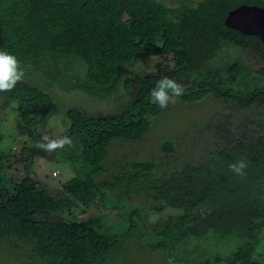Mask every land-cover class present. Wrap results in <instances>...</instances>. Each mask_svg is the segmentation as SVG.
Wrapping results in <instances>:
<instances>
[{
  "label": "trees",
  "instance_id": "1",
  "mask_svg": "<svg viewBox=\"0 0 264 264\" xmlns=\"http://www.w3.org/2000/svg\"><path fill=\"white\" fill-rule=\"evenodd\" d=\"M165 1L0 0V78L9 82L0 87V108L16 103L19 127L29 130L26 134L35 142L33 154L41 145L38 128L56 107L49 90L107 100L121 86L131 87L125 79L131 75L129 67L143 58L171 55L179 74L203 76L225 44H232L241 51L238 59L255 54L261 66L249 68L237 59L229 77L238 80L242 65L264 78L261 40L225 25L230 11L243 4L264 7V0ZM211 78L207 74L187 89L176 83L166 90L160 78L147 74L127 112L87 117L78 109L68 110L70 124L63 138L81 147L70 163L78 160L83 167L62 189L78 204V216L96 201L104 204L109 193L120 224L137 213L168 211L169 216L146 229L151 232L149 250L162 252L171 264H264L256 259L264 228V133L212 151L200 164L183 162L179 169L174 168L179 146L173 141L161 145L164 158L159 162L127 163L123 158L114 164V176L105 167L112 142L140 141L167 104L211 95L227 102L228 112L264 107V87L235 95ZM3 139L0 134V144ZM1 149L0 242L28 246L32 259L44 264H110L107 254L118 243L116 234L89 222L60 220L63 207L45 187L29 176L5 175L7 152ZM20 163L28 170L31 160ZM95 174L108 178L98 181ZM136 196L146 197L148 206H132ZM38 214L44 217L36 219ZM209 240L217 249L227 244L224 240L240 244L224 255L192 250L195 243Z\"/></svg>",
  "mask_w": 264,
  "mask_h": 264
},
{
  "label": "rangeland",
  "instance_id": "2",
  "mask_svg": "<svg viewBox=\"0 0 264 264\" xmlns=\"http://www.w3.org/2000/svg\"><path fill=\"white\" fill-rule=\"evenodd\" d=\"M179 1L182 2V0ZM200 1L202 0H194L195 3ZM165 2L168 4L167 0ZM240 53L239 48L232 44H225L218 57L210 62L203 76L199 72L179 74V69L175 67L171 55L160 58H143L129 67L131 75L125 79L130 81L131 87L126 89L121 86L118 92L103 101L90 99L78 91L67 94L49 90L48 93L52 96L56 107L42 128H38V132L42 133V138H38L41 145L38 146L35 154L31 152L35 142L26 134L29 130L19 127V112L16 103L12 102L5 108H0V134L4 138L0 144L2 146L0 147V156L2 155L1 148L7 154L11 148V156L5 154L3 158L6 168L5 175L8 178L29 176L45 187L63 207L60 220L78 223L89 222L94 227L99 226L102 232H111L114 236L116 234L115 238L118 243L107 254L110 264H171L162 252L149 250L147 245L151 242V232H147L146 229L148 227L150 229L153 227L152 225L169 216L168 211L137 213L130 220L124 217V221L120 224L121 215L112 210L115 202L111 198L113 194L109 193L104 204L96 201L86 209L81 208L82 212L79 216L75 213L78 204L66 195L62 184L74 178L77 170L82 169L83 166L78 160L74 162L75 165L70 163L71 155L78 159L77 155L80 154L81 147L78 149L72 141H66V136L63 138L70 124L66 113L70 109H78L87 117H110L127 112L137 95L139 82L147 74L160 78V82L166 90H170L176 83L179 86L184 85L182 88L187 89L193 82L208 74V76H212L211 82L213 80L220 81L222 90L230 91L235 95H250L258 87H264V78L260 74L255 75L248 69H244L242 65L238 66V80L229 77L232 65L235 66V70L237 69L236 60ZM238 62L246 64L249 68L261 66L259 60L255 58V54L245 53L238 59ZM3 83L9 84L7 80L0 78V87L3 86ZM216 86L218 87V85ZM165 100L166 103L169 101L167 98ZM0 101L3 100L0 99ZM228 107L227 102L216 100L211 95L192 103L178 101L167 104L163 111L153 118L149 131L140 141L112 142L105 167L114 176L117 173L114 164L123 158L127 159V163L148 162L153 159L159 162L160 158H164L161 145L167 141H173L176 149L179 146L174 159L176 163L174 168L179 169L183 162L193 165L200 164L212 151L228 149L239 142H248L256 137L257 131H260L259 134L264 133V107L254 105L245 111L236 113L228 112ZM34 129L32 127L31 131ZM26 159L31 160L28 170H25V165L20 163ZM123 164L125 163L122 162L120 166H124ZM94 176L98 181L108 178L99 174ZM131 203H133L132 206L146 207L149 201L144 196H136L135 201H131ZM116 209L117 207H115ZM35 217L40 219L44 215L38 214ZM134 222L136 225L133 226ZM261 239V244L257 249V255L260 258L256 255V259L259 262H264V228L261 231ZM223 242L227 244L222 245L221 249L215 248V242L209 240L195 243L196 247L192 250L205 249L211 253L222 252L224 255L235 251L240 244L236 240H224ZM29 251V247H24L22 244L17 247L0 242V264H44L36 258L33 260Z\"/></svg>",
  "mask_w": 264,
  "mask_h": 264
},
{
  "label": "water",
  "instance_id": "3",
  "mask_svg": "<svg viewBox=\"0 0 264 264\" xmlns=\"http://www.w3.org/2000/svg\"><path fill=\"white\" fill-rule=\"evenodd\" d=\"M225 25L242 34L258 37L264 45V7L243 4L228 13Z\"/></svg>",
  "mask_w": 264,
  "mask_h": 264
}]
</instances>
